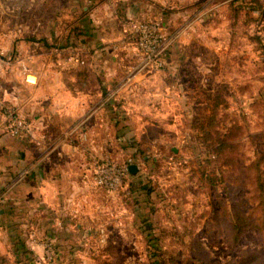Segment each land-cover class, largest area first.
<instances>
[{"label":"rangeland","instance_id":"374dc122","mask_svg":"<svg viewBox=\"0 0 264 264\" xmlns=\"http://www.w3.org/2000/svg\"><path fill=\"white\" fill-rule=\"evenodd\" d=\"M8 1L15 23L25 24L35 36L42 26L67 30V20L73 19L77 32L87 20L90 29L98 30L103 21L115 23L119 15H110L112 9L114 13L137 0ZM180 1L143 0L154 16L168 18L163 24L171 20L163 29L171 38L164 59L165 66L173 67L147 72L157 83L166 80L163 108L159 101L149 104L159 119L125 120L133 124L131 134L107 131L102 157L136 164L137 173L111 192L90 183L85 212L79 208L69 228L31 226L27 217L8 244L0 232V254L7 264H242L245 255L251 258L248 264H264V192L256 193L248 169L264 153V101L253 104L247 98L261 90L264 94V37L248 38L259 35L254 25L247 26V4L232 27L218 14L203 22L195 18L202 3L208 15L213 1L224 0ZM185 6L190 8L188 20L177 14ZM224 13L227 18V6ZM250 14L258 17V12ZM179 93L181 100L171 97ZM215 93L222 97L212 131L231 145L219 158L209 152L211 142L200 146L196 139V124L210 114ZM202 170L212 184L199 183ZM237 211L247 216L246 231L239 237L232 228ZM40 242L51 244V257Z\"/></svg>","mask_w":264,"mask_h":264},{"label":"crops","instance_id":"0c3cea01","mask_svg":"<svg viewBox=\"0 0 264 264\" xmlns=\"http://www.w3.org/2000/svg\"><path fill=\"white\" fill-rule=\"evenodd\" d=\"M229 1H213L208 15L202 3L195 18L203 22L218 14L226 21ZM183 8L177 14L188 20L190 8ZM150 10L149 3L137 0L114 13L112 9L110 15H119L115 23L103 21L98 30L90 29L87 20L77 32L73 19L67 20V30L42 26L34 36L25 24L15 23L11 2L0 0V97L30 124L25 136L14 138L0 115L4 244L27 217L31 226L71 227L77 210L85 212L83 203L91 198L92 158L105 156L107 131L131 134L133 124L125 120L159 119L149 104L159 101L163 108L166 80L157 83L147 71H136L138 54L122 25L125 18L144 15L160 20L162 29L170 23L163 24L168 18ZM74 56L84 62L76 64ZM171 69L165 66L162 72ZM171 97L181 100L182 95Z\"/></svg>","mask_w":264,"mask_h":264},{"label":"built area","instance_id":"2783aa9c","mask_svg":"<svg viewBox=\"0 0 264 264\" xmlns=\"http://www.w3.org/2000/svg\"><path fill=\"white\" fill-rule=\"evenodd\" d=\"M122 25L133 39L138 54L139 60L136 71L141 69L147 72L162 70L166 64L164 55L171 38L163 32L161 22L154 18L148 20L125 18L122 20ZM74 58L76 64L84 62L79 57L74 56ZM0 115L7 122L6 128L10 136L20 138L29 132L30 124L28 120L19 115L12 106L5 104L1 97ZM129 165L115 162L108 157H93L90 182L94 187L107 192L117 190L130 174ZM39 245L42 247L48 246L45 250L47 257H51L54 253L53 250H50L51 244L40 242Z\"/></svg>","mask_w":264,"mask_h":264},{"label":"trees","instance_id":"16d2710c","mask_svg":"<svg viewBox=\"0 0 264 264\" xmlns=\"http://www.w3.org/2000/svg\"><path fill=\"white\" fill-rule=\"evenodd\" d=\"M260 1L261 0H230L226 4L227 19L229 23L231 21L232 27L236 26L235 25L236 20H239V18L241 17V12L245 10V4H247L248 11L245 12L244 14L246 16L247 13L248 16L246 20L247 26L250 28L254 25L256 27L255 34L259 35V36L251 35L250 37H248L251 40V42H253V37L257 40H259L260 37L261 38L264 37V4H262ZM249 10L252 13L258 12V17L253 18ZM262 81L264 82V78L262 79ZM263 90H264V85H263ZM261 92L259 91L258 94L256 93L255 94L252 93L251 95L247 94V98L252 99V102L250 103L256 104L259 102H263L264 94L262 90ZM211 97H212L211 98L212 103L209 106L211 107L210 108L211 112L208 116L205 115L204 117H202V119L199 120L198 123L196 124V127L199 131L198 135H196V139L198 141L197 143H199L200 146L205 142H211L209 152L211 153L212 157L219 158L224 154L226 150H228L231 147V145L227 142L225 138H222V136L217 131L215 133L212 131V128H214L217 124L216 115H215L216 111L218 110L217 101L221 100L220 97L222 96L219 95V93H215L212 94ZM225 159H226L225 163H227L228 160L226 157ZM253 162L254 164H252ZM253 162L250 163L248 169L252 171V175L254 177L255 186H256V193L260 192V195H262V193L264 192V181H262L264 165L263 168H260L261 167L260 164H264V153L259 154L258 158L255 159ZM212 180L213 179L210 178L208 173L204 172V170L200 172V177L198 178L199 183H203V184L207 183L208 185H210L213 183ZM246 195L247 197H249L248 194ZM233 216H234V220L232 222L233 232L236 234L237 237H239L241 234H243L246 231L244 229L247 228V216H245L240 211L235 212ZM242 218H244L245 222L242 221ZM249 260H251V258L248 255H245V257L242 258L241 263L243 264L244 262H246L248 264L250 263ZM7 262H8L7 258L4 255L0 254V264H7Z\"/></svg>","mask_w":264,"mask_h":264},{"label":"water","instance_id":"95a60500","mask_svg":"<svg viewBox=\"0 0 264 264\" xmlns=\"http://www.w3.org/2000/svg\"><path fill=\"white\" fill-rule=\"evenodd\" d=\"M128 168H129V173L131 175H135L138 171V165L136 164H130Z\"/></svg>","mask_w":264,"mask_h":264}]
</instances>
